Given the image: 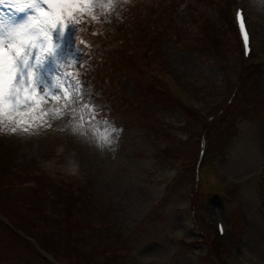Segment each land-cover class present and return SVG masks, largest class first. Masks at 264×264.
Returning <instances> with one entry per match:
<instances>
[{"label":"rangeland","instance_id":"obj_1","mask_svg":"<svg viewBox=\"0 0 264 264\" xmlns=\"http://www.w3.org/2000/svg\"><path fill=\"white\" fill-rule=\"evenodd\" d=\"M225 1L119 0L118 10L111 15L119 20L126 15L127 22H133L134 34L141 24H154L156 47L147 68L159 66V61L167 64L178 83L173 78H168L169 82L197 98L204 112L215 113L238 85L241 69V54L232 29L225 30ZM243 2L249 14L253 46L262 52L264 0ZM0 14V19L19 23L28 13L0 6ZM133 53L139 56L141 51L134 49ZM46 67L52 68L51 63ZM64 71L75 74L71 66ZM125 77L121 75L123 81L111 77V84L95 72L94 88L81 81L94 93V102L105 112L108 123L98 119L94 126L81 128L67 123L68 118H45L43 122L37 119L19 125L13 133L12 125L4 122L0 125V150L15 148L27 156L47 152L57 160L62 174L74 170L88 175L89 197L75 199L86 208L76 210L74 206L70 215L85 223L72 230L73 236L78 233L84 237L78 243L80 248L97 245L107 251L120 249L117 264H215L208 258L207 245L199 241L202 228L196 225L191 212L192 201L198 203L197 192L201 190L193 187L201 124L171 103L146 96L139 84ZM254 86L251 104L255 103L258 88L262 89L258 107L233 114L230 119L235 118V122L221 137L225 146L206 155L207 161L223 174L226 188L235 187L229 210L213 201L201 206L203 222L207 224H214L216 217L235 221L237 238L231 252L240 264H264V72ZM116 90L122 94L117 95ZM84 116L86 119L87 113ZM45 188L40 185V189ZM35 192L26 188L8 191L15 212L30 215L22 204H36L55 212L59 222L66 218L65 198L51 201L45 197L38 201ZM204 199L209 200L208 195ZM47 222L46 226L53 225L52 220ZM91 222L99 228L88 227ZM0 264L46 263L0 228Z\"/></svg>","mask_w":264,"mask_h":264},{"label":"snow or ice","instance_id":"obj_2","mask_svg":"<svg viewBox=\"0 0 264 264\" xmlns=\"http://www.w3.org/2000/svg\"><path fill=\"white\" fill-rule=\"evenodd\" d=\"M118 2L0 0V6L15 7L18 13H28L19 23L0 19V125L10 123V130L15 133L17 126L34 123L37 119L43 122L45 118H68L67 123L81 128L94 126L98 119L109 122L105 112L95 104L94 93L84 87L79 74L65 72L64 68L82 62V49L75 45L78 26L86 23L85 18L108 21ZM236 21L247 51L249 31L242 8L237 9ZM69 37L76 51L81 52L80 60L70 53H63V42ZM49 62L52 68L46 67ZM49 104L53 106L47 107ZM84 113H87L86 119ZM111 131L120 130L111 128ZM105 140L111 142L107 136ZM220 230L223 231L222 227Z\"/></svg>","mask_w":264,"mask_h":264},{"label":"trees","instance_id":"obj_3","mask_svg":"<svg viewBox=\"0 0 264 264\" xmlns=\"http://www.w3.org/2000/svg\"><path fill=\"white\" fill-rule=\"evenodd\" d=\"M169 1L170 0H167V3H169ZM228 9L229 2H226L224 4V10L228 12ZM126 18L127 16L124 15L121 20L110 19L109 21L103 22L88 21L87 18H85L86 23L78 26L79 31L76 34L75 43L79 45V48L82 49V51H86L90 46L97 44L98 46L95 47L94 50L98 51L100 47H104L105 43L110 42V39L112 41H115L116 39L120 40L121 38L116 35L114 31L125 28L128 37L136 42L137 46L145 43L147 49L155 48L156 46L153 43V38L157 28L154 24L144 25L143 23L139 26L138 32L134 34L132 32V28L134 27L133 22H127ZM226 26L225 30H230L229 21H227ZM201 30H199V32H201ZM123 43L125 44L124 40ZM109 44L110 43H108V45ZM122 50L123 49L121 48L109 49V62L106 61V58H103L107 65L104 67L102 64L94 69L93 72L100 74L104 82L108 81L111 84H113V82H111V77H117L120 80V76L125 74V78H132L135 83L140 85L146 96L158 97L162 102L171 103L172 106L175 107L177 104L176 97L169 93L168 89L159 81V79H152L147 74L146 70H144V67L148 66L151 62V58L146 54H143L142 57L139 56L138 58H135L133 53L123 54L121 52ZM63 53L65 55L70 53L77 60H80L76 57L79 52L73 47L72 42H70V44L65 43ZM86 56L87 55H85V57ZM91 61L93 64L94 60L92 59ZM76 65L80 70V74H84V77L87 78L88 59L86 61L82 60L81 63ZM118 73L122 74L118 77ZM119 92L120 90H116L117 95ZM3 152H5V155L9 151L7 152V150H5ZM10 152L12 154L8 153L7 158L0 161V215H3L12 226L3 223L0 220L1 230L11 239L21 242L24 245V248L33 254H35L33 246L20 237L14 228L21 229L25 234L34 238L41 248H44L53 255L64 259L68 264H116L114 253H112L111 257H108L105 248H98L97 245L91 246L89 249H82L78 246V243L83 241L82 239L84 237L78 233L76 236L72 235L73 229L85 226L83 221L80 219H73L70 215L74 206L76 210H84L86 208L85 205L75 200L82 198L83 201L85 197H89L86 181L76 179L70 184H57L54 189H50L49 186L44 183L46 188L40 189V185L42 187V184L39 183H41L43 178H47L45 171L38 167V173L36 174V169H30L31 164L29 162H24L22 158L15 156V152ZM2 157H0V159ZM24 182L32 183L34 185L39 184L35 192L39 199L38 201L45 199V197H49L51 201L55 199L58 201L61 197L65 198L68 201L64 205L66 218L64 217L65 219H62V221L59 222V216H56V213L54 212L52 218L53 223L51 222L53 225L46 226L45 224L49 225V222L47 221L50 219L48 212L43 207L36 204H25V210L30 215L26 214V216L24 213L19 214L15 212L14 205L11 204L12 200L7 193L8 191L17 190V188L21 187V184ZM92 222L88 223V227L92 229L99 228ZM205 236L210 247V252L218 257V250L214 238L209 239L207 233ZM206 239L204 242H206Z\"/></svg>","mask_w":264,"mask_h":264}]
</instances>
